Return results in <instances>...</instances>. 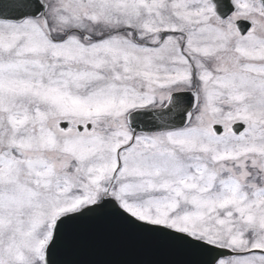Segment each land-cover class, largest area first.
Instances as JSON below:
<instances>
[{"label": "snow or ice", "instance_id": "snow-or-ice-1", "mask_svg": "<svg viewBox=\"0 0 264 264\" xmlns=\"http://www.w3.org/2000/svg\"><path fill=\"white\" fill-rule=\"evenodd\" d=\"M0 264H264V0H0Z\"/></svg>", "mask_w": 264, "mask_h": 264}]
</instances>
